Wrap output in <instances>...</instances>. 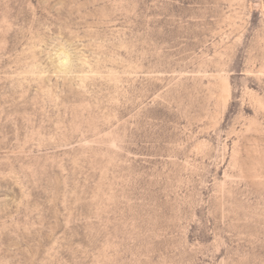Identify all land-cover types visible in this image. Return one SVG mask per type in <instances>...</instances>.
<instances>
[{"label": "rangeland", "instance_id": "1", "mask_svg": "<svg viewBox=\"0 0 264 264\" xmlns=\"http://www.w3.org/2000/svg\"><path fill=\"white\" fill-rule=\"evenodd\" d=\"M0 264H264V0H0Z\"/></svg>", "mask_w": 264, "mask_h": 264}]
</instances>
